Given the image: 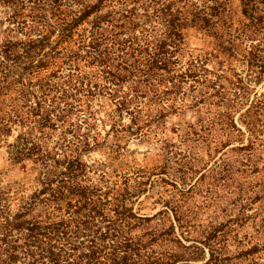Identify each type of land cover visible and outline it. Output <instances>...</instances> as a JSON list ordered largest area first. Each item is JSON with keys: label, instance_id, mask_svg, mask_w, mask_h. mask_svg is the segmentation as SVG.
I'll return each mask as SVG.
<instances>
[{"label": "trees", "instance_id": "trees-1", "mask_svg": "<svg viewBox=\"0 0 264 264\" xmlns=\"http://www.w3.org/2000/svg\"><path fill=\"white\" fill-rule=\"evenodd\" d=\"M241 6V36L260 39L246 54L264 70V0ZM225 10L224 0H0V143L13 124L23 126L6 151L30 163L37 183L15 208L0 189V264H173L176 257L153 254L154 239L135 232L151 219L134 206L146 181L114 179L105 162L89 161L104 140L91 102L105 98L102 121L124 124L126 116L127 133L141 138L190 80L202 101L226 104L204 132L234 126L232 109L247 95L230 101L211 92L222 76L208 59L183 54L186 29H219ZM213 34L216 51L233 52L238 37ZM191 126L181 143L198 133ZM160 145L171 152L166 138ZM173 174L183 182L179 169Z\"/></svg>", "mask_w": 264, "mask_h": 264}, {"label": "rangeland", "instance_id": "rangeland-1", "mask_svg": "<svg viewBox=\"0 0 264 264\" xmlns=\"http://www.w3.org/2000/svg\"><path fill=\"white\" fill-rule=\"evenodd\" d=\"M224 2L219 29H186L183 54L208 59L207 67L222 76L211 92L220 89L230 101L247 95L232 109L234 126L224 129L216 124L204 132L207 122L218 120L214 113L226 104L212 96L202 101L190 80L173 98L167 96L161 125L150 127L141 138L127 133L126 116L124 124L102 121L105 98L98 95L91 102L104 140L101 148L88 155L89 161L105 162V170L114 179L146 181L134 206L151 219L141 220L135 232L142 242L154 239L153 254L176 257L173 264H264V70L246 54L260 39L241 36L247 22L241 0ZM214 31L238 37L233 52L227 46L215 50ZM190 124L198 133L183 144L182 129ZM12 128L0 143V189L8 193L15 208L37 183L26 159L12 162L8 157L6 144L14 141L23 126L13 124ZM164 138L172 145L171 152L160 148ZM178 169L183 182L173 174ZM91 177L96 179L97 174ZM170 223L175 232L167 234ZM253 245L258 247L256 252H244Z\"/></svg>", "mask_w": 264, "mask_h": 264}]
</instances>
